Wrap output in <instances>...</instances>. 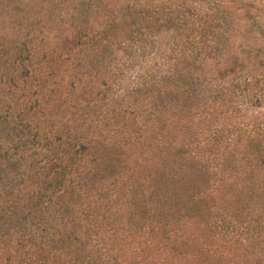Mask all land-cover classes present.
<instances>
[{
  "label": "trees",
  "instance_id": "trees-1",
  "mask_svg": "<svg viewBox=\"0 0 264 264\" xmlns=\"http://www.w3.org/2000/svg\"><path fill=\"white\" fill-rule=\"evenodd\" d=\"M0 264H264V0H0Z\"/></svg>",
  "mask_w": 264,
  "mask_h": 264
}]
</instances>
